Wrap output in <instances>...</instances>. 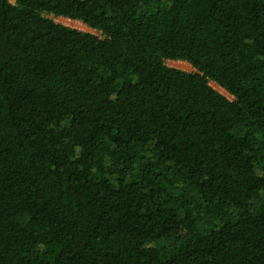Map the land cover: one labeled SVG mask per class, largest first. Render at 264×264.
<instances>
[{"label":"trees","instance_id":"obj_1","mask_svg":"<svg viewBox=\"0 0 264 264\" xmlns=\"http://www.w3.org/2000/svg\"><path fill=\"white\" fill-rule=\"evenodd\" d=\"M0 264H264V0H0Z\"/></svg>","mask_w":264,"mask_h":264},{"label":"rangeland","instance_id":"obj_2","mask_svg":"<svg viewBox=\"0 0 264 264\" xmlns=\"http://www.w3.org/2000/svg\"><path fill=\"white\" fill-rule=\"evenodd\" d=\"M12 2H14V0H11ZM70 19V18H68ZM57 22H60L62 24H65L67 26H71V27H74V28H77V29H80V30H84V31H89V32H92L94 34H100V32H98L97 30L95 29H91L89 27H86L83 23H78V22H75L73 21L72 19L70 20H67L66 18L64 17H58L55 19ZM167 64L171 67H176V68H180V69H183V70H187V71H193V67L187 63V62H184V61H172V60H168L167 61ZM210 84L216 89L218 90L219 92H221L222 94H224L225 96H227L229 99H232L233 96L230 95L227 91H225L222 87H220L217 83L215 82H210Z\"/></svg>","mask_w":264,"mask_h":264},{"label":"crops","instance_id":"obj_3","mask_svg":"<svg viewBox=\"0 0 264 264\" xmlns=\"http://www.w3.org/2000/svg\"><path fill=\"white\" fill-rule=\"evenodd\" d=\"M73 21H75V22H78V23H82L81 21H78V20H73ZM86 26V25H85ZM87 27V26H86Z\"/></svg>","mask_w":264,"mask_h":264},{"label":"bare ground","instance_id":"obj_4","mask_svg":"<svg viewBox=\"0 0 264 264\" xmlns=\"http://www.w3.org/2000/svg\"><path fill=\"white\" fill-rule=\"evenodd\" d=\"M67 20H70V19H68V18H66Z\"/></svg>","mask_w":264,"mask_h":264}]
</instances>
